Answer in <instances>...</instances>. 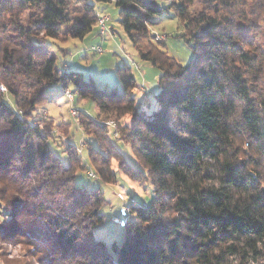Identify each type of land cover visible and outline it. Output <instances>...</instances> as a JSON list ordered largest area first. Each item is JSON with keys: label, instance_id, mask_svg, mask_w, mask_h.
Masks as SVG:
<instances>
[{"label": "trees", "instance_id": "obj_1", "mask_svg": "<svg viewBox=\"0 0 264 264\" xmlns=\"http://www.w3.org/2000/svg\"><path fill=\"white\" fill-rule=\"evenodd\" d=\"M95 1L114 2L139 58L160 70L153 102L136 100L126 63L120 91L57 64L47 40L84 38ZM160 1L0 0V252L20 244L16 264H264V0ZM168 11L192 50L184 64L150 29ZM70 87L97 107L76 118L99 181L115 180L116 159L153 187L149 203L131 198L110 244L93 231L104 192L77 184L83 154L66 139L62 160L35 118L49 91ZM125 114L119 131L135 161L103 123Z\"/></svg>", "mask_w": 264, "mask_h": 264}, {"label": "rangeland", "instance_id": "obj_2", "mask_svg": "<svg viewBox=\"0 0 264 264\" xmlns=\"http://www.w3.org/2000/svg\"><path fill=\"white\" fill-rule=\"evenodd\" d=\"M167 2L169 0L160 1L161 5H165ZM72 5L74 7L78 4L72 2ZM95 9L97 13H105L109 16L108 31L101 36L97 26L94 25L82 39L63 35L59 39L47 40L52 53L57 56V64L59 65L61 61L63 67L68 65L72 70L81 71L85 78H91L98 87L116 88L120 91L122 88L116 68L118 65L126 63L130 66L136 80V86L132 89L136 100H142L146 96L150 102H153V97L158 89L160 70L150 62L139 58L135 47L123 31L119 10L113 1H95ZM154 21L155 23L151 25L150 29L154 33L155 39L161 44L164 43V50L179 63L188 62L193 56L192 50L181 36V25L172 11L155 16ZM95 44L102 45L103 50L100 54H95L90 50V46ZM1 89H3L2 86ZM69 90L73 93V100L60 89L49 91L48 100H43L37 105L39 114H35V118L41 117V121H45V125L49 127L54 140L51 141V146L55 154L62 160L65 156L63 144L66 139L77 144V153L84 155L81 157L83 167L86 168L77 173V184L89 189L97 184L104 192L105 202L100 207V213L104 215V220L94 228V235L98 239L105 240L108 244L113 240L120 241L126 205H130L133 200L137 204L149 203L153 196V187L149 182L141 183L128 177L119 169L116 159L111 160V169L115 171L114 181L100 182L97 175L96 178L87 175V170H93V168L86 157L84 139L91 136L85 134L78 123L76 117L80 113L77 109L85 110L94 117L97 107L92 99L78 98L71 87ZM130 122L129 114L118 119L109 117L103 121L107 126V135L109 139L111 137L116 149L122 153L124 159L128 157L135 161L130 144L119 131L120 126L130 124ZM21 255H25L22 246L9 243L5 247V251L0 252V264H16L15 259L22 257Z\"/></svg>", "mask_w": 264, "mask_h": 264}, {"label": "built area", "instance_id": "obj_3", "mask_svg": "<svg viewBox=\"0 0 264 264\" xmlns=\"http://www.w3.org/2000/svg\"><path fill=\"white\" fill-rule=\"evenodd\" d=\"M109 21L110 18L107 14L97 13L96 26L98 28V33L101 34V36L108 31ZM90 50L95 54H100L103 49L101 44H95L90 46ZM64 94L68 96L71 100H73V93L69 89H66L64 91ZM87 174L91 177L96 178V174L93 170H87Z\"/></svg>", "mask_w": 264, "mask_h": 264}, {"label": "crops", "instance_id": "obj_4", "mask_svg": "<svg viewBox=\"0 0 264 264\" xmlns=\"http://www.w3.org/2000/svg\"><path fill=\"white\" fill-rule=\"evenodd\" d=\"M110 29V28H109ZM67 68H69V66H66Z\"/></svg>", "mask_w": 264, "mask_h": 264}]
</instances>
